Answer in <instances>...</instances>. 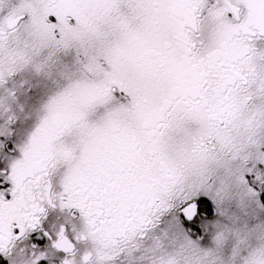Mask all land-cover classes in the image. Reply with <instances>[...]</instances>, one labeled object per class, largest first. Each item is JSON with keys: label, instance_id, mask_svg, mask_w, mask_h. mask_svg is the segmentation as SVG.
<instances>
[{"label": "snow or ice", "instance_id": "6c2138e0", "mask_svg": "<svg viewBox=\"0 0 264 264\" xmlns=\"http://www.w3.org/2000/svg\"><path fill=\"white\" fill-rule=\"evenodd\" d=\"M0 264H264V0H0Z\"/></svg>", "mask_w": 264, "mask_h": 264}]
</instances>
